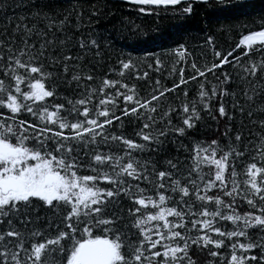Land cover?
<instances>
[{
  "label": "trees",
  "instance_id": "1",
  "mask_svg": "<svg viewBox=\"0 0 264 264\" xmlns=\"http://www.w3.org/2000/svg\"><path fill=\"white\" fill-rule=\"evenodd\" d=\"M264 0H0V140L61 196L0 200V264H264ZM39 85L41 95L33 86Z\"/></svg>",
  "mask_w": 264,
  "mask_h": 264
},
{
  "label": "rangeland",
  "instance_id": "2",
  "mask_svg": "<svg viewBox=\"0 0 264 264\" xmlns=\"http://www.w3.org/2000/svg\"><path fill=\"white\" fill-rule=\"evenodd\" d=\"M258 39H264V37L257 38L255 35H251L246 37L244 42L248 43ZM33 90L37 95L42 94L39 85H34ZM27 154L24 150L0 140V159H11L18 163ZM42 166H30L17 175H2L0 177V200L12 196L38 195L45 198L61 196L63 194L61 179L56 174L42 171ZM115 257L116 250L112 243L104 239H94L82 242L76 246L71 256L70 264L75 262L78 264H112Z\"/></svg>",
  "mask_w": 264,
  "mask_h": 264
},
{
  "label": "water",
  "instance_id": "3",
  "mask_svg": "<svg viewBox=\"0 0 264 264\" xmlns=\"http://www.w3.org/2000/svg\"><path fill=\"white\" fill-rule=\"evenodd\" d=\"M126 1L138 3V4L149 3L154 5H162V4H173L183 0H126ZM74 264H78V263L75 262Z\"/></svg>",
  "mask_w": 264,
  "mask_h": 264
},
{
  "label": "bare ground",
  "instance_id": "4",
  "mask_svg": "<svg viewBox=\"0 0 264 264\" xmlns=\"http://www.w3.org/2000/svg\"><path fill=\"white\" fill-rule=\"evenodd\" d=\"M251 35H255L257 38H261V37H264V31H260V32H256V33L254 32V33H252V34H250V35H248L246 37H249ZM245 38H244V40H245Z\"/></svg>",
  "mask_w": 264,
  "mask_h": 264
}]
</instances>
